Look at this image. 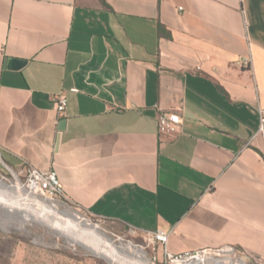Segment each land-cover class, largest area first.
<instances>
[{
	"label": "crops",
	"instance_id": "obj_1",
	"mask_svg": "<svg viewBox=\"0 0 264 264\" xmlns=\"http://www.w3.org/2000/svg\"><path fill=\"white\" fill-rule=\"evenodd\" d=\"M260 109L264 0H0V171L53 170L69 205L174 231L173 254L264 264Z\"/></svg>",
	"mask_w": 264,
	"mask_h": 264
},
{
	"label": "rangeland",
	"instance_id": "obj_2",
	"mask_svg": "<svg viewBox=\"0 0 264 264\" xmlns=\"http://www.w3.org/2000/svg\"><path fill=\"white\" fill-rule=\"evenodd\" d=\"M0 179L14 185L17 180L25 185V176H20L15 169L4 168L0 171ZM37 200L43 199L39 195ZM60 210L72 212L80 216L85 223L100 230L117 247L128 246L129 251L141 250L146 258L153 256V250L147 246L146 236L132 229L114 224L100 218L89 216L86 212L75 208L63 200L55 198ZM0 210V219L2 218ZM159 259L163 253L159 251ZM250 261V260H249ZM0 264H111L108 260L88 252L84 247L70 243L66 238L48 231L41 225H25L18 229L14 224L0 221ZM160 264V263H158ZM250 264H255L250 261Z\"/></svg>",
	"mask_w": 264,
	"mask_h": 264
},
{
	"label": "bare ground",
	"instance_id": "obj_3",
	"mask_svg": "<svg viewBox=\"0 0 264 264\" xmlns=\"http://www.w3.org/2000/svg\"><path fill=\"white\" fill-rule=\"evenodd\" d=\"M59 208L51 198L37 200V196L25 189L18 180L10 185L0 179V221L3 223L15 224L18 229L31 224L44 226L48 231L84 247L111 264H149L142 250L131 252L123 243L117 247L80 216Z\"/></svg>",
	"mask_w": 264,
	"mask_h": 264
},
{
	"label": "built area",
	"instance_id": "obj_4",
	"mask_svg": "<svg viewBox=\"0 0 264 264\" xmlns=\"http://www.w3.org/2000/svg\"><path fill=\"white\" fill-rule=\"evenodd\" d=\"M67 106L68 98L66 95L55 96L54 108L58 116L64 115ZM259 114L258 135H262L264 134V110L260 109ZM183 121V116L179 112H165L159 117L158 124L160 130L176 134L182 130ZM18 174L25 176L24 187L34 195L51 198L53 201L56 200L55 198L65 201L64 188L55 171L31 169L28 172L20 170ZM82 219L86 221V219ZM133 231L137 232L136 230ZM173 233L174 231H158L145 234L147 246L153 250V256L148 259L149 264H250L249 258L245 254L239 253L237 248L231 245L173 254L168 250V242ZM139 249L143 250L142 248ZM159 251L163 253L161 260L158 255Z\"/></svg>",
	"mask_w": 264,
	"mask_h": 264
},
{
	"label": "water",
	"instance_id": "obj_5",
	"mask_svg": "<svg viewBox=\"0 0 264 264\" xmlns=\"http://www.w3.org/2000/svg\"><path fill=\"white\" fill-rule=\"evenodd\" d=\"M24 65V62H20V61H15V60H10L9 62V67L10 68H21Z\"/></svg>",
	"mask_w": 264,
	"mask_h": 264
}]
</instances>
